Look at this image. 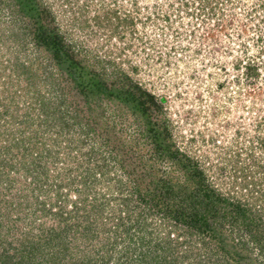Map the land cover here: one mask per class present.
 <instances>
[{"label":"trees","instance_id":"obj_1","mask_svg":"<svg viewBox=\"0 0 264 264\" xmlns=\"http://www.w3.org/2000/svg\"><path fill=\"white\" fill-rule=\"evenodd\" d=\"M31 41L59 69L37 71L46 66L22 54ZM72 47L42 0H0V92L13 93L8 82L16 75L29 81L40 107L23 115L20 103L12 108L0 97V264H110L114 257L116 264H196L197 240L210 250L206 264H264V208L212 185L176 146L156 95L127 74L110 80L88 70ZM72 62L74 72L62 70ZM40 79L61 91L59 99L38 90ZM118 107L139 117L143 149L118 131ZM65 136L74 151L58 148ZM242 170L252 181L245 188L262 190ZM10 193L19 202L7 200ZM21 221L27 227L9 239Z\"/></svg>","mask_w":264,"mask_h":264},{"label":"rangeland","instance_id":"obj_2","mask_svg":"<svg viewBox=\"0 0 264 264\" xmlns=\"http://www.w3.org/2000/svg\"><path fill=\"white\" fill-rule=\"evenodd\" d=\"M42 1L52 8L56 25L88 70L99 71L110 80L127 74L156 95L162 105L159 115L167 120L176 146L199 162L216 189L225 194L233 191L249 203H258L263 211L264 0ZM22 54L46 66L38 68L41 73L59 69L52 53L32 41ZM75 65L71 68L62 64L61 68L74 72ZM12 78L8 84L13 93L0 92L3 103H10L12 108L20 103L18 111L23 115L38 113L33 109L37 105L33 92L26 91L29 81L16 75ZM44 82H35L38 90L54 95L52 102L59 99L61 91L52 90ZM4 85L0 83V89ZM13 94L14 99L10 98ZM108 108L110 113L116 109ZM116 115L118 131H127L133 145L138 140L139 117L122 107ZM69 137L65 136L58 146L63 153L71 150ZM136 143L134 146L146 147L142 139ZM84 151H90V144ZM165 167L171 170L167 164ZM244 167L262 190L254 185L245 188L252 181L243 177ZM178 174L176 171L174 176ZM53 192L55 199L56 190ZM5 198L20 200L15 193ZM16 226L20 229L14 230L9 239H16L21 228L27 227L23 221ZM0 231L5 237L6 229ZM186 238L183 235L179 241ZM185 245L188 247L187 242ZM192 245H196L190 250L196 264L212 260L201 241ZM260 260H264L263 254ZM116 263L114 257L110 264Z\"/></svg>","mask_w":264,"mask_h":264}]
</instances>
